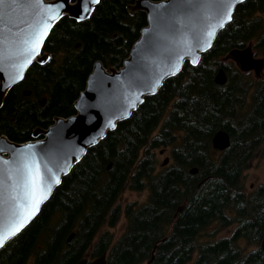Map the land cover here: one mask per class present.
<instances>
[{"label":"trees","instance_id":"1","mask_svg":"<svg viewBox=\"0 0 264 264\" xmlns=\"http://www.w3.org/2000/svg\"><path fill=\"white\" fill-rule=\"evenodd\" d=\"M135 1L99 0L88 20L66 16L57 22L43 47L49 60L33 63L7 95L0 136L26 142L37 127L74 115L94 63L120 68L147 25L144 12L128 11ZM263 14L264 0L239 4L198 65L186 61L88 150L35 220L0 249V264H28L32 257L33 264H79L88 255L91 264L105 253L106 264H147L158 243L150 264H189L198 236L215 221L223 227L238 223V229L215 248L201 245L210 260L205 264H264L261 249L245 255L239 241L260 244L264 230V186L247 193L243 185L245 171L264 158V82L221 61L252 42L264 54ZM221 67L226 85L215 83ZM25 89L32 95L25 96ZM219 129L231 135L223 152L212 147ZM161 147L171 148L173 162L158 172L154 151ZM193 167L198 174L190 173ZM128 189H148V201L122 209L119 200ZM123 215L127 228L114 242L110 230L102 229L114 228Z\"/></svg>","mask_w":264,"mask_h":264},{"label":"water","instance_id":"2","mask_svg":"<svg viewBox=\"0 0 264 264\" xmlns=\"http://www.w3.org/2000/svg\"><path fill=\"white\" fill-rule=\"evenodd\" d=\"M245 0H136L128 4V11L133 14L141 11L146 14L147 25L141 31L139 38L133 44L129 56L120 68H106L102 61L97 60L87 79L85 89L75 102L76 113L68 117L57 116L47 128L37 127L32 139L26 142H16L6 135L0 136V231L8 224L12 211L9 195L11 185L17 179V170L21 165V154L29 150L25 145L31 144L37 160L41 165L47 181L52 184L46 199L38 205L35 213L24 226L5 242L19 235L40 214L43 206L50 200L63 178L87 154L88 150L103 140L107 134L115 130L121 121L127 120L145 101V98L156 94L164 82L178 75L186 61L193 66L199 64L202 54L210 50L221 30L233 19L236 7ZM43 4H62L60 18L50 21V27L39 54L21 72V78L14 80L17 69L15 53L21 42L28 38L39 24L42 12L37 0H2L0 2V110L10 90L22 82L33 63H46L50 56L43 47L53 27L63 17H70L78 22L88 20L92 11L85 15L81 11L80 0H41ZM231 3L232 10L228 13L227 5ZM227 14V15H226ZM230 15V18H228ZM223 19L222 26L219 21ZM214 27L213 35L207 36L209 29ZM80 43L77 44V47ZM190 49V51H189ZM244 73L254 72L257 78L264 71V57H255L252 45L244 48H234L228 55ZM179 57V60L177 58ZM193 59L196 60L193 63ZM43 61V62H41ZM178 66V68H177ZM177 68L175 72L173 69ZM229 80L226 70L221 67L215 76L217 85H226ZM25 96H31L29 89L24 90ZM47 98L43 97L40 104L44 106ZM109 121L115 127L109 125ZM94 141V142H93ZM231 146V135L225 129H219L212 138L215 151L223 152ZM163 153V151H161ZM169 158L164 159L162 166H167ZM7 161V163H4ZM58 176L60 183L55 184L47 174L46 168ZM112 167L110 163L108 170ZM190 173L196 175L199 168L193 167ZM73 232L69 241L73 239ZM160 243L153 250L152 259ZM264 250V237L262 240ZM108 253L97 257L91 264H106ZM152 259L147 262L150 264ZM85 258L79 264H87Z\"/></svg>","mask_w":264,"mask_h":264},{"label":"snow or ice","instance_id":"3","mask_svg":"<svg viewBox=\"0 0 264 264\" xmlns=\"http://www.w3.org/2000/svg\"><path fill=\"white\" fill-rule=\"evenodd\" d=\"M0 2H2V0H0ZM65 2H67V0H65ZM98 3L99 0H80L81 11L85 15H81L79 18L81 20L85 19L92 11L91 6ZM37 4L41 9L42 17L30 36L21 42V47H19L15 53L17 63L14 67L17 71L12 77L14 80H19L21 78L23 69L31 63L34 56L39 54L41 44L48 33L50 21L60 18V10L63 7L62 4H43L41 0H37ZM227 9V14H230L232 10L231 3L227 5ZM228 18H230V15H228ZM223 23L224 20L221 19L219 25L222 26ZM214 27L215 26H212L207 32L208 37L213 35ZM177 60H179V57ZM192 62L195 63L196 60L193 59ZM177 68H174L173 72H175ZM109 125L115 127L111 121H109ZM25 148L29 151L27 154H21V165L17 170V179H15L11 185L9 200L11 201L12 211L8 224L0 231V246H3L7 240L20 231L28 219L35 213L40 202L47 198L52 188V184L47 181L42 172L41 165L35 153L31 151L34 146L28 144L25 145ZM4 163H7V161ZM46 171L47 174L52 177V181L55 184L60 183L58 176L53 175L51 168H46Z\"/></svg>","mask_w":264,"mask_h":264},{"label":"rangeland","instance_id":"4","mask_svg":"<svg viewBox=\"0 0 264 264\" xmlns=\"http://www.w3.org/2000/svg\"><path fill=\"white\" fill-rule=\"evenodd\" d=\"M264 16V14H263ZM253 47L254 52H256V56L258 58H262L264 57V54L259 53L256 49H255V42L250 43ZM249 44V45H250ZM221 61H223L226 64H229L230 66H232L234 69H238L240 70V68L238 67V65L236 64V62L232 59H230L228 56H224L221 58ZM263 78H257L254 74V72L249 73V76L251 77V79H253L254 81L258 82H264V71L262 74ZM161 151H163V153H161ZM156 154V158H157V171H163L166 170L168 168L171 167L172 165V155H171V148H167V147H161L156 149L155 151ZM169 158V163L167 166H162V162L164 161V159ZM243 185L245 188V191L247 193L252 192L254 190H257L259 187L264 186V158L263 159H259V160H255L253 161V163L251 164L250 168L247 169L245 171V173L243 174ZM149 190H144V191H135V190H126L123 194L121 199L119 200V204L121 206L122 209H124L126 207L127 204L129 203H137L138 205H142L144 203H146L148 201L149 198ZM235 225H230L227 227H223L221 224H211L209 225L206 229H204L202 231V234L198 237L197 239V244H204V243H209L212 241L213 236L218 233L220 231V236H226L228 234V232L230 234L233 233L234 229H235ZM127 228V220L125 218V216L123 215L121 217V219L119 220V222L117 223V225L110 229L107 226H105L102 231H107L110 230V232L114 235V242L117 241L122 234L125 232ZM230 229V231H229ZM241 247L243 248V250L246 249L247 251V245L248 243L245 242L244 240L241 241L240 243ZM244 251V252H246ZM87 259H90V255L87 256ZM35 258L32 257L28 264H33L34 263Z\"/></svg>","mask_w":264,"mask_h":264},{"label":"flooded vegetation","instance_id":"5","mask_svg":"<svg viewBox=\"0 0 264 264\" xmlns=\"http://www.w3.org/2000/svg\"><path fill=\"white\" fill-rule=\"evenodd\" d=\"M254 53H255V57H257V56H256V52H254ZM252 72H253V71H252ZM252 72H249V73H252ZM262 76H263V75H262ZM262 78H263V77H261V79H262ZM215 223H216V224H220V222H218V221H215L213 224H215ZM232 225H235V226H236L232 234H230V233L228 232V234H227L226 236H220V231H219L218 233H216V234L213 236L211 242H209V243H204V244H208L209 246L215 248V247L218 245V243H219L220 241H223V240H227V239L232 238V237L236 234V231H237V229H238V223H234V224H232ZM206 228H207V227H206ZM206 228H205V229H206ZM229 231H230V229H229ZM201 234H202V233H201ZM198 237H199V236H198ZM263 237H264V230H263V235H262V239H261L260 244H248V245H247V251H246V249H245L244 251H246V252H244V254H245V255L252 254V253H255V252L259 251L260 249H261L262 252L264 253V250L262 249V240H263ZM197 239H198V238H197ZM242 240H243V239H240V240H239L240 243H241ZM204 244H203V245H204ZM201 245H202V244H197V247H196V249H195V251H194V254H193L192 260H191V262H190L189 264H205V263H209V262H210L209 257H207L206 255H203V250H202V248H201ZM240 245H241V244H240ZM222 250H224V246H222V248L220 247L219 250L216 249L217 252H221ZM152 255H153V254H152ZM227 260H228V259H224V260H222V261H223V263H226ZM214 263H216V261H215Z\"/></svg>","mask_w":264,"mask_h":264},{"label":"bare ground","instance_id":"6","mask_svg":"<svg viewBox=\"0 0 264 264\" xmlns=\"http://www.w3.org/2000/svg\"><path fill=\"white\" fill-rule=\"evenodd\" d=\"M229 116V115H228ZM215 130V129H214ZM235 144V143H234Z\"/></svg>","mask_w":264,"mask_h":264}]
</instances>
